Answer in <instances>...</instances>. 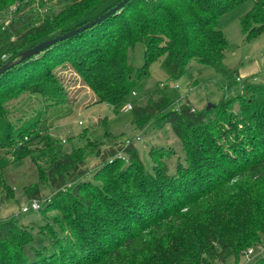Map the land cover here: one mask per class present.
<instances>
[{"label": "trees", "instance_id": "1", "mask_svg": "<svg viewBox=\"0 0 264 264\" xmlns=\"http://www.w3.org/2000/svg\"><path fill=\"white\" fill-rule=\"evenodd\" d=\"M121 1L0 0V68L26 50L86 25ZM247 1L131 0L100 24L0 76V151L15 152L14 162L30 156L26 141L40 139V127L48 121L51 107L73 104L55 73L59 65L69 64L94 93L96 103L115 110L139 91L152 64L160 60L171 80H180L196 61L223 75L225 88L240 87L238 96L202 111L187 100L176 107L160 90L146 104L132 103L139 130L156 121L170 125L181 140L188 166L176 176L167 174L166 166L158 162L162 158L154 152V174H150L130 142L109 155L105 152L94 179L109 181L99 192L98 186L81 180L87 171L75 152L62 153L52 138H41L42 154L50 160L44 176L55 190L54 203L61 198L69 202L64 216L71 239L56 250L44 247L29 260L25 245L31 236L15 218H0V264H213L231 257L240 264L244 251L262 242L264 82L251 76L241 87L239 71L224 64L230 43L220 27L225 14ZM11 8L14 11L5 24L2 17ZM241 29L247 41L264 33V0H254L253 8L241 18ZM138 43L145 44L141 68L128 61ZM256 77L258 81L253 80ZM24 93L39 95L46 108L25 121L18 118L22 123L16 125L7 105ZM221 122L230 129L220 130ZM239 125L243 130H238ZM229 135L228 146H221L222 138ZM120 151L129 162L126 170L116 173L121 159L109 162V158ZM11 165L8 157L0 155V207L13 199ZM254 264H264V256Z\"/></svg>", "mask_w": 264, "mask_h": 264}, {"label": "rangeland", "instance_id": "2", "mask_svg": "<svg viewBox=\"0 0 264 264\" xmlns=\"http://www.w3.org/2000/svg\"><path fill=\"white\" fill-rule=\"evenodd\" d=\"M36 1L39 4H50L58 0ZM253 5L254 0H249L225 14L220 21V27L230 43L224 64L229 69L238 70L240 77L259 76L264 82V33L247 41L241 29V18L253 8ZM37 9L39 12H44ZM13 11L14 8H11L6 12L2 22L5 24L9 22ZM128 61L131 66L141 68L145 63V44L138 43L130 51ZM55 73L59 76L67 95L73 100V104L50 108L48 121L40 127V139L52 138V141L60 146L62 153L75 152L78 160L85 162L82 169L87 171L81 180L90 181L98 186L99 192H102V186L104 188L103 183H108L109 180L106 178L100 183L95 181L94 175L100 170L104 162L103 158L122 144L128 146L130 142H134L144 167L150 174H154L152 152L158 159L162 158L158 162L166 166L167 174L171 176H176L180 169L188 166L185 148L172 127L167 124L158 125L156 121H153L148 123L144 130H139L133 111H126L129 104L134 102L146 104L149 96L160 90L176 102V107L187 100L196 110L202 111L208 109L209 105L214 108L223 102L222 100H230L240 93L239 86L230 90L225 88L227 79L223 75L196 61L189 64L187 73L180 80H171L160 60L150 67V75L143 80L137 95L131 96L124 105L115 110L107 104L96 103L94 93L83 86L80 77L69 64L57 66ZM7 108L14 115V124L18 125L22 123L17 120L18 118L25 121L35 117L40 111L45 110L46 103L39 95L24 93L10 102ZM237 108L238 106L234 112ZM239 114L236 113V116ZM219 126L220 130L230 129L227 123L221 122ZM238 130H243L241 125L238 126ZM40 139L26 141L31 153L19 162H14L15 152L0 151L2 157H8L12 162L9 175L14 194L12 200L6 201L0 207V218L3 220L15 218L20 228L31 236L32 242L25 245V254L29 260L36 258L42 248L47 247L49 251L56 250L63 242L71 239L70 226L64 216V208L69 206V202L61 198L54 203L55 190L47 183L44 176V171L50 167V160L48 154H42L43 142H40ZM228 139L231 140L230 135L223 137L220 145L228 146ZM98 149L101 151L100 154L97 152ZM231 155L237 156L232 151ZM114 158L121 159L122 162L116 173L127 169L128 156L120 151L113 158H109V162H112ZM226 166L228 170H233V165L226 164ZM235 182L236 180L233 181ZM68 186L70 187L71 184ZM260 189L263 188L260 187ZM94 190L95 188L90 189L92 192ZM32 200L39 201L41 211L23 213L22 208L30 206ZM51 202L54 205L46 210V205ZM249 250H253L250 259L247 257ZM263 256L264 235L260 244L244 251L240 264H254ZM213 264H237V262L234 257H231L224 263L214 262Z\"/></svg>", "mask_w": 264, "mask_h": 264}, {"label": "water", "instance_id": "3", "mask_svg": "<svg viewBox=\"0 0 264 264\" xmlns=\"http://www.w3.org/2000/svg\"><path fill=\"white\" fill-rule=\"evenodd\" d=\"M131 0H122L119 4H117V6H115L114 8H112L111 10H109L107 13L101 15L100 17L92 20L91 22L87 23L86 25L71 30L65 34L59 35L55 38L46 40L36 46H34L33 48H30L26 51H24L23 53L20 54L19 58L17 60L14 61H8L5 65H3L0 68V76L2 74H4L5 72H7L8 70H10L11 68H13L16 65H19L20 63L39 55L40 53L44 52L45 50L49 49L50 47L56 45L59 42H62L64 40H67L75 35H78L81 32H84L92 27H94L97 24H100L101 22H103L105 19H107L109 16L116 14L117 12L121 11L123 9V7L129 3ZM212 106L209 105L208 109H210Z\"/></svg>", "mask_w": 264, "mask_h": 264}, {"label": "built area", "instance_id": "4", "mask_svg": "<svg viewBox=\"0 0 264 264\" xmlns=\"http://www.w3.org/2000/svg\"><path fill=\"white\" fill-rule=\"evenodd\" d=\"M245 79H246L245 77H240V76L237 78V81L240 83L242 88L244 87L243 83H244ZM253 80L258 81V78L256 77ZM136 95H137V93L134 92L133 96H136ZM132 109H133V104H129L126 108V111H131ZM40 210H41V205H40L39 201H37V200H33L30 206H25L22 208L23 213H28L30 211L39 212ZM251 255H253V250H249L247 257L250 259Z\"/></svg>", "mask_w": 264, "mask_h": 264}]
</instances>
